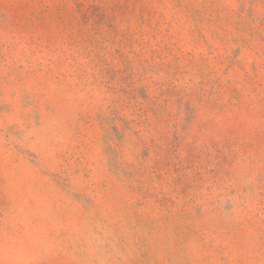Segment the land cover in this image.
Instances as JSON below:
<instances>
[{"label": "rangeland", "instance_id": "rangeland-1", "mask_svg": "<svg viewBox=\"0 0 264 264\" xmlns=\"http://www.w3.org/2000/svg\"><path fill=\"white\" fill-rule=\"evenodd\" d=\"M0 264H264V0H0Z\"/></svg>", "mask_w": 264, "mask_h": 264}]
</instances>
